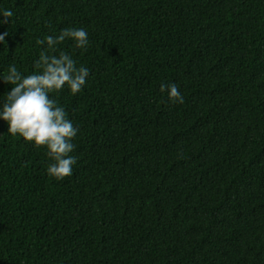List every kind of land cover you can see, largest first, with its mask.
<instances>
[{
    "label": "trees",
    "instance_id": "1",
    "mask_svg": "<svg viewBox=\"0 0 264 264\" xmlns=\"http://www.w3.org/2000/svg\"><path fill=\"white\" fill-rule=\"evenodd\" d=\"M9 65L58 50L90 71L51 93L79 129L77 163L0 118V264H264V0H0ZM4 17L0 16V21ZM58 54V52H57ZM162 83H175L174 103Z\"/></svg>",
    "mask_w": 264,
    "mask_h": 264
},
{
    "label": "clouds",
    "instance_id": "2",
    "mask_svg": "<svg viewBox=\"0 0 264 264\" xmlns=\"http://www.w3.org/2000/svg\"><path fill=\"white\" fill-rule=\"evenodd\" d=\"M12 15L10 9L0 10V16L4 17L0 23H7ZM6 35L0 34V42H4ZM66 39L73 40L77 48L85 50L89 43L88 32L84 28L62 29L57 36L48 35L43 40H37L40 45L47 43V49L41 51L39 58L34 61V67L39 72L24 75L15 65H9L7 74L2 76L13 87L4 98L0 118L7 121L8 133L11 135H19L26 142L47 149V156L51 160L47 173L56 180L73 174L77 159L71 155L75 150L72 140L79 129L68 118L64 107L59 106L50 94L67 86L75 95L83 89L90 74L87 67H77L76 60L70 54L57 49V45ZM160 91H167L174 103L184 102L175 83H162Z\"/></svg>",
    "mask_w": 264,
    "mask_h": 264
}]
</instances>
